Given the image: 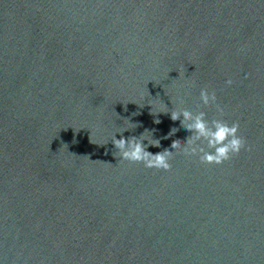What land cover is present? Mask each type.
I'll list each match as a JSON object with an SVG mask.
<instances>
[{"label":"water","instance_id":"water-1","mask_svg":"<svg viewBox=\"0 0 264 264\" xmlns=\"http://www.w3.org/2000/svg\"><path fill=\"white\" fill-rule=\"evenodd\" d=\"M179 110L247 150L171 149ZM0 264H264V0H0Z\"/></svg>","mask_w":264,"mask_h":264},{"label":"clouds","instance_id":"clouds-1","mask_svg":"<svg viewBox=\"0 0 264 264\" xmlns=\"http://www.w3.org/2000/svg\"><path fill=\"white\" fill-rule=\"evenodd\" d=\"M232 83L231 79L225 81L227 86H230ZM198 99L200 105L205 107L213 105L217 113L221 117L223 116L224 109L217 104V96L214 91L202 88ZM181 117L182 119H180ZM205 117L206 113L204 111H198L195 114L189 110L171 111V120L176 121L179 119L181 126L191 133L186 137L183 146L181 141L176 140L172 143L171 149H179L185 156H196L199 154L200 162L208 165H220L228 161L232 156L238 155L241 149L247 150L245 148V140L238 135V123L233 122L229 124L223 119H212L209 121ZM155 122L159 123V120ZM142 136L143 134L139 138L129 137L128 139H125L123 136L120 139L113 137L111 142L123 160L143 163L146 168L164 171L170 170L169 158L171 157V152L165 150L153 155L146 151V148L148 145L158 147L159 141L153 140L155 143L148 142L146 145L143 143L144 139L141 138ZM205 143L210 151H205V148L201 146Z\"/></svg>","mask_w":264,"mask_h":264}]
</instances>
